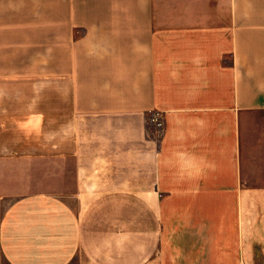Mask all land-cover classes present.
Wrapping results in <instances>:
<instances>
[{"label": "crops", "instance_id": "0c3cea01", "mask_svg": "<svg viewBox=\"0 0 264 264\" xmlns=\"http://www.w3.org/2000/svg\"><path fill=\"white\" fill-rule=\"evenodd\" d=\"M0 264H264V0H0Z\"/></svg>", "mask_w": 264, "mask_h": 264}, {"label": "built area", "instance_id": "2783aa9c", "mask_svg": "<svg viewBox=\"0 0 264 264\" xmlns=\"http://www.w3.org/2000/svg\"><path fill=\"white\" fill-rule=\"evenodd\" d=\"M150 121L157 127H162L163 126V118L161 116V113H156V112H151L150 114Z\"/></svg>", "mask_w": 264, "mask_h": 264}]
</instances>
